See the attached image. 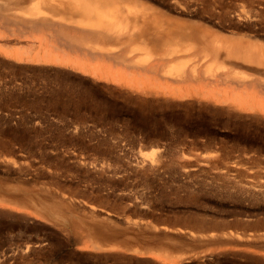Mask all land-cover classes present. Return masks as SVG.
I'll list each match as a JSON object with an SVG mask.
<instances>
[{"label":"rangeland","instance_id":"374dc122","mask_svg":"<svg viewBox=\"0 0 264 264\" xmlns=\"http://www.w3.org/2000/svg\"><path fill=\"white\" fill-rule=\"evenodd\" d=\"M87 5L0 49V264H264V0Z\"/></svg>","mask_w":264,"mask_h":264},{"label":"bare ground","instance_id":"6f19581e","mask_svg":"<svg viewBox=\"0 0 264 264\" xmlns=\"http://www.w3.org/2000/svg\"><path fill=\"white\" fill-rule=\"evenodd\" d=\"M88 5H87V0H0V26L2 27V28H4L5 29V27H6V32H2V31H0V38L2 37V38H5L6 36H9V35H12V36H15V37H17L16 39L17 40H19V41H17V42H15L14 40L11 42V41H9L8 39V41H5L4 42V44L2 43V45L0 44V49L1 48H5V50L7 49V52H8V50H10V51H15V53L17 52L18 54L19 53H28V55H29V53H35V54H40V53H42V52H47L48 51V55H49V50H51L53 47H54V45L56 46V44H54L55 42H58V39L60 40V38L61 39H63V41H64V39H65V41H67V37H70V38H72L71 37V35L73 36V37H76V38H81L83 41H86V39L87 38H90V39H92L93 37V35L95 36V34H97V31L94 29V28H92V29H89V26H88ZM59 19V20H58ZM91 27V26H90ZM1 29V28H0ZM42 31H45V33L46 34H43V36H41V40H42V42H39V43H37V41H35L34 42V39L32 40V41H29L30 43H28V42H26L25 44H21V43H23V42H21L20 43V38H22V37H24V38H30V37H34L33 35H35V34H38L39 35V33L41 34L42 33ZM47 31V32H46ZM121 31V27L119 26L118 27V29L116 30V32H120ZM114 32L115 31H113L112 32V34L117 38V37H120V36H117L116 34H114ZM100 33V35H102L101 37H102V40H104L105 42L108 40V39H111V41L114 39V37H113V35L111 34V33H109V32H106V34H105V32L103 33V31L102 32H99ZM42 35V34H41ZM122 36V35H121ZM9 37H11V36H9ZM100 37V36H99ZM36 38H37V36H36ZM115 38V39H116ZM15 39V38H14ZM37 39H39V38H37ZM117 39H120V38H117ZM27 40H29V39H27ZM36 40V39H35ZM71 39H68V41H70ZM101 40V41H102ZM23 41H26V40H23ZM88 41H89V39H88ZM104 41H102V47H101V50H102V54H103V51L105 52V50H103V46L105 45V43H104ZM2 42H3V40H2ZM109 42V41H108ZM1 43V42H0ZM18 43V44H17ZM59 44L61 43V41L60 42H58ZM96 43H99V44H97V45H99L100 46V42H99V40H97L96 42H95V44ZM103 43H104V45H103ZM107 43V42H106ZM62 44V43H61ZM69 44V43H68ZM94 45V44H93ZM107 45V44H106ZM15 46H18V47H15ZM64 46H66L67 47V45H64ZM74 46H75V48L76 49H80L79 47L81 46V44L80 43H78V42H76V43H74ZM90 46H92V45H90ZM89 46V47H90ZM98 46V47H99ZM57 48L59 47V46H56ZM57 48H55V49H57ZM62 48V47H61ZM72 48V47H71ZM92 48V47H91ZM54 49V50H55ZM93 49V48H92ZM97 49H99V48H97ZM3 50V49H2ZM53 50V51H54ZM72 50V49H71ZM73 50H75V49H73ZM96 50V49H95ZM98 51V50H97ZM99 51H100V49H99ZM237 51V50H236ZM236 51H234L233 53H235ZM94 52V51H93ZM107 52V51H106ZM238 53L237 54H234L236 57H239V54L241 53V52H239V51H237ZM10 53V52H9ZM99 53V52H98ZM101 53V52H100ZM100 53H99V55H100ZM108 53V52H107ZM107 53H104V55L105 54H107ZM120 53V52H119ZM229 53V52H228ZM231 54H232V52H230ZM229 53V54H230ZM11 54V53H10ZM17 54V55H18ZM46 54V53H45ZM89 54H91L92 55V53H91V51H90V53ZM94 54V53H93ZM109 54V53H108ZM107 54V56H109ZM112 54L114 55L115 53L114 52H112ZM117 54V53H116ZM115 54V59H114V57L112 58V62L114 61V60H116L117 58L122 62V60H121V57L122 58H125L126 59V56H122L121 55V53H120V55H121V57L120 56H117ZM229 54H228V56H229ZM20 55V54H19ZM24 55H26V54H24ZM32 55V54H31ZM94 55H96V54H94ZM113 55H111L110 54V56H109V58H110V60H111V56H113ZM32 56H34V55H32ZM37 56H39V55H37ZM37 56H36V58H37ZM98 55H96V57H97ZM106 56V57H107ZM44 57V56H43ZM42 57V58H43ZM55 57V56H54ZM89 57V56H88ZM99 58L100 57H104L103 55H101V56H98ZM30 58V57H29ZM45 58H46V56H45ZM48 58H50V56H48ZM53 58V57H52ZM59 58V57H58ZM63 58V57H62ZM99 58H97V61L99 62ZM105 58V57H104ZM128 58H130V57H128L127 56V62H128V60L129 61H133L131 58V60L130 59H128ZM229 58V57H228ZM61 59V58H60ZM90 60H92L91 59V56H90V58H89ZM101 59V58H100ZM106 59H107V61H109V59H108V57L107 58H105V60L103 61V62H105L106 61ZM116 60V61H118V62H120L119 60ZM30 60H31V58H30ZM37 60H38V58H37ZM49 60H51V58L49 59ZM59 60V59H58ZM57 59H56V62L58 61ZM63 59H61V61H62ZM93 60H96V59H93ZM39 61V60H38ZM43 61H45V60H43ZM52 61H53V59H52ZM123 61H125V60H123ZM49 62V61H48ZM47 62V63H48ZM118 62H116L117 64H118ZM120 62V63H121ZM106 63V62H105ZM123 63V62H122ZM132 63V65L133 64H135V63H133V62H129V63H124V64H129L128 65V68H134L135 67V65H130ZM103 64V63H102ZM101 64V65H102ZM116 64V65H117ZM155 64V65H154ZM158 64V63H157ZM156 63H153V65H152V68H154L155 70L154 71H151V73L152 72H157L160 68L158 67V65H157ZM100 65V66H101ZM110 65H111V63H110ZM103 66H105V65H103ZM106 66H107V64H106ZM109 66V65H108ZM107 66V67H108ZM130 66V67H129ZM136 66H138V65H136ZM149 66V65H148ZM155 66H157V67H155ZM195 66V65H194ZM109 67H111V66H109ZM144 67V66H143ZM136 68H137V70H138V67H135V70H136ZM139 68H141V67H139ZM146 68V67H145ZM144 68V69H145ZM156 68H159V69H157L156 70ZM107 69V68H106ZM141 69H143V68H141ZM143 69V70H144ZM148 69H151L150 68V66L149 67H147L145 70L146 71H150V70H148ZM195 69H196V67H195ZM100 70H103L102 68L100 69ZM109 70H111L110 68L107 70V72L109 71ZM142 70V71H143ZM144 70V71H145ZM153 70V69H152ZM161 70V72H159L160 74L163 72L162 70H163V68L162 69H160ZM145 71V72H146ZM138 73H140L141 74V72L140 71H137ZM144 72V73H145ZM166 72V71H165ZM192 72V71H191ZM191 72H187V74L189 73V76H190V74H191ZM103 73V72H102ZM111 74H112V71L110 72ZM134 73V72H133ZM137 73V74H138ZM143 73V72H142ZM164 73V72H163ZM186 73V72H185ZM140 74H138V75H140ZM157 75H158V77L160 76V74H158V73H156ZM187 74H185V76H183V74L182 75H180L179 77H181V78H184V80H185V78L186 79H191L192 80V74H191V77L192 78H190ZM195 75V74H194ZM112 76H114V77H116V75H112ZM146 76L147 77H149L148 76V73L146 74ZM161 76H162V74H161ZM183 76V77H182ZM146 77V78H147ZM154 77V76H153ZM162 77H164V76H162ZM195 77V76H194ZM111 78H113V77H111ZM150 78V77H149ZM148 78V79H149ZM178 78V77H177ZM201 78V77H200ZM203 78V77H202ZM225 79L227 78V76H225L224 77ZM115 79H117V78H115ZM119 79V78H118ZM117 79V80H118ZM153 79H155V78H153ZM158 79V78H157ZM162 79V78H161ZM194 79H196V78H194ZM198 79V78H197ZM114 80V79H113ZM160 80V79H159ZM178 81H180L179 79H177ZM177 80H175V81H177ZM149 82L151 81V79H149L148 80ZM181 81H183L182 79H181ZM195 81V80H194ZM199 82V80H196L195 82ZM117 82V81H116ZM146 83H147V81H146ZM181 83V82H180ZM224 83H226V82H224ZM145 84V83H144ZM182 84V83H181ZM187 84V83H186ZM145 85H147V84H145ZM191 85V84H190ZM132 87H133V85H131ZM140 87V86H139ZM147 86H145L144 88H146ZM143 89V88H142ZM147 89V88H146ZM132 90V89H131ZM145 90V89H144ZM194 90H195V88H194ZM132 91H135V90H132ZM140 91H142V90H140ZM121 92V91H120ZM137 92V91H136ZM139 92V91H138ZM122 93V92H121ZM188 93H189V91H188ZM194 93H195V91H194ZM120 94V93H119ZM124 95V94H123ZM126 95V94H125ZM214 95V94H213ZM131 96V95H130ZM129 96V97H130ZM134 98V97H133ZM133 98H129V100L130 99H133ZM138 99V98H137ZM227 100V99H226ZM95 104V103H94ZM93 104V105H94Z\"/></svg>","mask_w":264,"mask_h":264}]
</instances>
